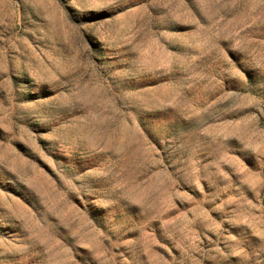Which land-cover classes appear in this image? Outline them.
Masks as SVG:
<instances>
[{"label": "rangeland", "instance_id": "374dc122", "mask_svg": "<svg viewBox=\"0 0 264 264\" xmlns=\"http://www.w3.org/2000/svg\"><path fill=\"white\" fill-rule=\"evenodd\" d=\"M0 264H264V0H0Z\"/></svg>", "mask_w": 264, "mask_h": 264}]
</instances>
